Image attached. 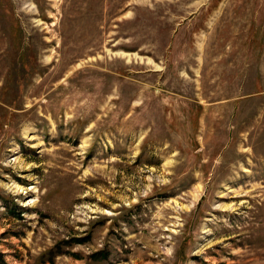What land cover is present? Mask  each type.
I'll use <instances>...</instances> for the list:
<instances>
[{
  "label": "rangeland",
  "instance_id": "obj_1",
  "mask_svg": "<svg viewBox=\"0 0 264 264\" xmlns=\"http://www.w3.org/2000/svg\"><path fill=\"white\" fill-rule=\"evenodd\" d=\"M0 264H264V0H0Z\"/></svg>",
  "mask_w": 264,
  "mask_h": 264
}]
</instances>
